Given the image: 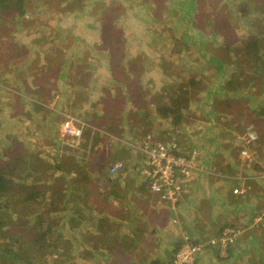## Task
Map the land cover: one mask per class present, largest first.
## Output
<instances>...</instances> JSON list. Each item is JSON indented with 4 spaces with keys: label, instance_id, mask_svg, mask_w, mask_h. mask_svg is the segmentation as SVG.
<instances>
[{
    "label": "rangeland",
    "instance_id": "1",
    "mask_svg": "<svg viewBox=\"0 0 264 264\" xmlns=\"http://www.w3.org/2000/svg\"><path fill=\"white\" fill-rule=\"evenodd\" d=\"M23 7L22 15L13 10L0 11V165L9 167L10 175L11 168L22 159L23 168H31V173L15 171L17 178L21 173L24 178L26 173L25 180L16 181L27 187L22 196L40 190L36 202L23 205L16 197L10 201L23 213L21 219L12 213V221L18 222L11 225L12 232L21 226L34 232L30 245L22 236L17 244L31 253L35 264L148 263V254L144 257L142 247L149 248L152 255L158 253L168 264H264V182L260 180L252 181L262 188L251 194V184L246 194L238 195L246 196V200H242L244 206L236 214L229 211L228 203H222L220 227L196 216L198 212L191 203L183 208L187 217H193L189 226L178 221V216L182 220L179 205L184 197L175 206L165 202L157 206L149 197L150 202L142 206L147 215L162 205V209L173 213L170 222L166 215L155 220L153 226L136 219L132 223L136 235L132 237L128 228L121 235L123 248L111 246L112 241L116 243V232L105 236V244L97 229L99 219L104 225L116 219H106L102 214L91 217L93 210L85 206L86 201L91 203L90 208L97 202L100 205L94 210L105 209L103 198L114 184L103 181L101 174L105 177L106 173L101 166L114 162L110 158L117 153L113 146L118 138L127 140L128 146L131 139L146 135L144 125L157 138L177 140L178 147L191 150L192 155L200 151L196 172L205 170L200 156L207 153V168L221 171L219 179H229L227 175H231L248 181L244 172L247 162L240 163V152L246 145L240 137L249 124L256 127L260 141L253 148L264 156V72L249 89L241 88L240 93L232 94L235 84L231 74L235 66L239 72L243 64L239 60L243 49L235 53L227 46L263 32L256 27L264 24V0H25ZM243 9H250V14H238ZM221 27L227 32L228 42L215 41ZM236 46L240 47H233ZM209 57L216 60L210 61ZM134 59L146 72L144 78H131L134 89H108L110 80L106 78L102 79L104 84H94L98 71L105 72L108 67L120 70L116 67L121 63L125 68L116 74L122 79L130 67L127 61ZM231 95L235 98L232 103ZM132 96L138 97V102H130ZM163 108L176 110L181 120L172 111L163 113ZM141 111L144 118L137 114ZM70 116L88 124L91 134L77 141L67 135L62 126ZM120 153L125 158L130 155ZM57 165L68 178H75L73 186L59 177ZM196 172L188 181L180 180L194 198L198 195L192 178ZM118 175L114 178L123 180L120 184L125 196L132 194L136 175ZM36 180L40 181L37 186ZM75 189L76 197L86 199L84 202L73 203ZM88 190L96 197L87 200ZM138 205H142L139 200L134 204L127 201L126 210ZM218 205L213 201L210 207ZM202 207L206 213L209 206ZM7 212L4 209L1 220H8ZM67 214L76 216L77 221L72 223ZM35 219L40 223L47 220L42 224L44 231L50 226L53 229L49 237H43V250L35 242L41 236ZM169 225L172 231H167ZM226 227L240 235L224 236ZM146 230L151 235H145ZM185 234L192 243L204 246L189 252L179 244L175 252L176 241Z\"/></svg>",
    "mask_w": 264,
    "mask_h": 264
},
{
    "label": "crops",
    "instance_id": "2",
    "mask_svg": "<svg viewBox=\"0 0 264 264\" xmlns=\"http://www.w3.org/2000/svg\"><path fill=\"white\" fill-rule=\"evenodd\" d=\"M127 62L130 65V67L126 68L124 71V74H125V76L123 77L124 79L119 78L118 75L116 74L117 72H121L120 70L125 68V67H123V63H121V65L119 67H116L120 70L110 69L108 67V70H106L105 72L101 73L98 71L96 73L98 75L95 76L96 80H95L94 84H98L99 82L103 83L102 79L106 78V79L110 80V82L108 81V83H107V84H110L108 86V89H119V90L120 89L121 90L134 89V88H132V86H130L131 84H133L131 82V78L137 77L139 79L140 75L142 78H144L146 76V72L144 70H142L143 67L140 65L138 59H134V61L128 60ZM138 65L140 66V69L137 68ZM235 71H238L237 66H235ZM104 75H106V77H104ZM235 77H236V75H234V79H235ZM235 87L238 89H241L236 84H235ZM238 89L237 90L231 89L230 91H232V92L234 91L232 94L240 93V91ZM130 94L131 93H129V92H125V95L129 96ZM137 98L135 96H132V99H129V100H130V102H132V101L138 102ZM230 98L235 99L234 97H232V95ZM137 114H140L141 117L143 116L142 118H144V116H145L144 111H141ZM139 124H136V125H139ZM137 131H139V129ZM140 132H142V130ZM136 133L138 134V132H136ZM131 141H133V142L127 146L125 143V142H127V140L123 141V140L118 138L116 145L113 146V147H117V149L113 150V152H115L117 150L116 151L117 153L114 154L115 156H113V158H110V161L112 162V160L113 161L121 160V161L126 162L127 168L124 171L119 172L118 173L119 175L117 174L120 178L132 177L131 176L132 174L134 176L136 175V177H135L136 179L134 178L132 180V182L134 183V185L132 186V188H133L132 194H127V196H125V193H124L125 188L122 187L120 184L123 180L118 179V178L115 179L114 177L116 175H112L111 173L108 172V168L110 165L105 164L106 167H103V164H102L101 167H103V169L106 173V176L105 177L102 176L101 178L104 179L103 181L106 184L108 182H111L114 184L112 190H110L111 192L106 193L107 197L103 198V202L105 203L106 207L104 210L97 212L94 209H96L100 205V203L98 205L97 202H94L93 204H95V207L90 208L91 203L89 201L85 202V206L88 207L89 210H93V212H91L89 214V216L93 217V216L102 214V215L106 216L105 218L111 219L112 221H113V218L116 219L112 223V225H114L113 231H111L112 230L111 229V230H108L107 233L109 235H112L113 232L117 233L116 234L117 240H115L116 243H114L113 241L111 243V246L112 245L117 246V248H119V247L123 248L124 247V246H122L123 240L121 239V237H122L121 235L125 234L127 232L126 231L127 228L129 230L131 229L129 232H131L132 237H134V235H136L135 234L136 226L132 225L133 222L135 224V222H137V220L141 219V220H143L144 223H146V221H147V222H149V224L151 226H153L155 224V220H157V219L161 220L162 215H166L168 223L170 222V218L173 216V213H171V210L170 209H162V207H164L162 205H160L161 207L156 208L154 210L153 214L150 212L149 215H147L146 211L142 207V206H144L145 202H150L149 197L153 198L154 203H156L157 206L159 205L158 202H162V201L158 197L159 195L154 193L150 189L147 180L142 176L141 172H138L139 168H141L142 164H143V156L135 147V146L139 145V142H138L139 140L131 139ZM120 150L123 152L130 153L129 157L125 158L123 153L118 154L120 152ZM205 154H207V153H205ZM205 154L201 153L202 157L200 156V160L202 159L200 164L202 165V167L205 168V170L201 169L200 171L196 172L194 174V176L192 177V178H195V188H196L195 190L198 192L197 197L194 198L195 196L189 191V189L187 188V185L185 184V189H186L187 193L189 192L190 194L188 193L186 196L184 195L183 196L184 199L181 201V203L179 205L180 206V213H182L180 216L182 217L181 219L183 221L180 220L179 216H178L179 220L178 219H176V220L182 222L186 227H188L190 221L193 220V217H191V216L187 217V214L183 211V208H186L188 203H191L192 209H195L198 212V214H196V216H202L204 218V221H207V222L210 221L216 227L220 222V221H218L219 216H220L219 209H220V207L224 208L223 204L225 202L229 204V205H227V207H228L229 211L232 213V215L236 214L237 211L239 210V208H241V206H244L242 200H246L245 199L246 196H238V195L234 194L233 190L236 187L241 188V187H244L245 185L251 186V184H252V189L250 191L251 194H252V192H254L255 189L257 190L258 188H262V187H259V186H261L259 183L252 181L253 180L252 177L254 176L255 168L252 166H249L248 163L246 164V170L244 171L248 175L246 177V178H249L248 181L244 182L242 180H239L238 176L236 178V177H231V175H227L228 177H230L229 179H219L221 171L214 172V171H210L207 168L210 166V164L206 163L207 157ZM240 163H242V164L244 163L242 158H241ZM95 164H97V163H95ZM100 171H98V172H100ZM227 176H225V177H227ZM241 178H242V176H241ZM188 179L189 178H185L183 180V182L188 181ZM73 181L75 183V179H73ZM245 183H247V184H245ZM85 186H87V182H86ZM75 188H77V187H75ZM186 191H185V193H186ZM220 192L223 194H221ZM87 193L88 194L90 193L87 200L96 197L95 194L93 193V191L88 190ZM73 195L75 197V204L82 202V201L84 202L86 200V199L81 200V198L76 197L77 196V189H75V194L73 193ZM127 197H130V198L128 199ZM137 200H139V203H141L142 205L135 206V207H133V209H130L127 211L126 210V202L132 201V203L134 204V203H136ZM213 201H215L219 205L217 207H210V204H212ZM87 202H88V204H87ZM203 204H207L209 206L206 213L202 207ZM76 208L78 209V206ZM181 209H182V211H181ZM208 214H211V215H208ZM147 217H148V219H147ZM235 219H239V218L235 217ZM235 219H233L232 222H235ZM210 222H208V223H210ZM108 224H110V223H108ZM210 226H212V225H210ZM217 227H220V225ZM229 227H226V228H229ZM97 229H98V226H97ZM173 229L174 228L171 225H169L167 228V231H170V230L172 231ZM102 232H103V236H102L103 239H101V242L106 244L105 237H104V230ZM144 233H145V235H147V234L151 235V233L147 230ZM180 242L181 241H178V240L176 241V243H175L176 248L179 246ZM94 245L95 244H93V247H94ZM107 245H110V242H107ZM103 247H106V246H103ZM161 248H163V246ZM141 250H142V253H144V257H145V253L148 254L146 256V259H148V263H150L156 259H162L161 256L157 255L158 253H155L154 255L150 254L149 248L142 247Z\"/></svg>",
    "mask_w": 264,
    "mask_h": 264
},
{
    "label": "trees",
    "instance_id": "3",
    "mask_svg": "<svg viewBox=\"0 0 264 264\" xmlns=\"http://www.w3.org/2000/svg\"><path fill=\"white\" fill-rule=\"evenodd\" d=\"M25 4V0H0V11L3 9L4 11L7 10H13L15 14L18 15H22L24 12V7L23 5ZM250 9H243L241 11H238V14H240L241 16H245L247 14H250ZM264 11V8L262 9V12ZM241 12V13H240ZM264 13V12H263ZM237 15V13H236ZM238 15L239 18H241V16ZM258 15H261V12L258 13ZM260 16L256 19L259 20ZM237 21V19H236ZM262 28H257L256 29H261L260 31L263 32H259L260 34H256V35H249L248 37L242 39L241 41H234L235 44H239L240 47L236 46H227V49H231L233 48L235 53H237L238 50H242L240 51L242 55H240V59L242 60L241 63H243L240 67H239V62L237 63L238 67H239V72L238 71H233L232 72V77L234 75H236L234 81L232 80V83L236 84L239 88H243L245 90L249 89L250 84H254L253 81H255L254 79L259 77V74H261L262 72H264V24H262ZM217 29V28H216ZM255 31V29H254ZM218 35L215 38L216 40H220L223 39V41L228 42V37H227V32L225 30V28H218L217 29ZM222 41V42H223ZM231 45V44H230ZM238 47V48H237ZM210 61L212 60H216V58L214 59L213 57H209ZM234 60V59H233ZM244 70V76H241V71ZM249 72L252 73V75L248 74ZM245 75H248L247 77H245ZM193 83H196L193 80ZM233 90L234 89H238L236 87H231ZM239 90V89H238ZM233 99L231 98V103H232ZM179 104V103H178ZM160 111V110H159ZM161 111L165 114H167L168 112H171L173 114H175L176 117H178V121L181 120V114L177 113L176 110H172L170 108L168 109H161ZM264 112H261V115H263ZM143 117V116H142ZM142 119V118H141ZM82 123V122H81ZM83 136L81 137L83 139V137H86L87 135H90L91 131L89 130V125L88 124H83ZM145 127V131H146V135L142 136V138L138 139L139 144L141 143V141L143 142L146 137L148 136H152L154 139L156 140H160L164 143H168V142H172L175 141V139H160L157 138L156 136H154L153 133L148 132L150 130V127L148 125H144ZM256 128V127H255ZM89 131V132H87ZM139 135V134H137ZM95 137V136H94ZM80 138V139H81ZM77 139L76 137H74V140H80ZM191 150H187L185 152H188ZM191 154V153H189ZM200 154V151H196V154H194V156H197ZM192 155V154H191ZM191 157V156H190ZM21 161L23 162L22 159H19V163L18 165H15L14 167H12L11 169V174L9 175L7 173V171L10 169L9 167L1 164L0 165V218L2 217V215H4V209H7L8 212L6 213V215H8V220H1L0 219V234H1V239L2 241H0V263L1 264H35V261L32 259V255L30 252H26L23 251V248L17 244V240L20 239V237L22 236L23 238L26 239V241H28V245H30L32 243V236H33V231L29 229H27V227L25 226H21L18 231H16L15 233L12 232V230L10 229L12 224L18 223V222H13L12 221V213H17V215L19 216V218H22L23 213L21 212L20 209H18L15 205V208H13L10 204V201L12 198H18L21 203H23V205L27 204L28 201H35L36 199H39V195H40V190L37 189L36 194H31L29 196H22V194L24 195L25 191L27 190V187L23 186L24 184H16L17 180H22V179H26V173L24 174V178H22V173L21 175L17 178L15 177V171L17 169H21L22 171H27L28 173H31V168H27L24 169L23 166L21 165ZM125 163V162H124ZM126 164V163H125ZM103 167H106V165H103ZM255 168V171H259L260 170V166L259 165H255L253 166ZM21 172V171H20ZM56 172H60V176L59 177H64V180L66 181V183L71 187L74 184L73 176L71 177H67L66 174H64V171L62 170V168L59 167V165H57L56 167ZM108 172L112 174V172L110 171V167L108 168ZM121 172V171H120ZM42 173V172H41ZM66 173V172H65ZM118 174V173H117ZM117 174H112V175H117ZM84 175V174H83ZM31 176V175H28ZM87 179H88V175H84ZM102 176H104L102 174ZM41 177V176H40ZM60 179V178H57ZM39 180V179H37ZM34 185H39L40 181H37ZM69 189V188H68ZM67 199H69L68 197H66ZM79 199V198H78ZM73 203H75V200H72ZM84 204V203H83ZM88 204V202H87ZM92 207H95V204H93ZM35 211V210H33ZM32 212H30L31 214ZM66 217L69 218L70 221H73L72 223H75V221H77L78 218H76V216L73 215H69L67 214ZM36 218V217H35ZM108 219V218H106ZM24 220V219H22ZM29 220V219H28ZM35 221L38 222V220L35 219ZM27 223V221H25ZM47 220H42V223L38 222L36 224H38L39 228H40V232H41V236L36 238L35 242H37L39 244V248L41 250H43V237H49L50 236V232L53 231L52 227H48L45 231L44 229H42V224L46 223ZM66 223V222H65ZM98 225V232H100L101 236H103V230H104V237L108 234L107 231L111 230L112 228H114V225L112 224H108V225H104L103 221L101 219H99L97 222ZM6 225H8V227H5ZM20 225H22V223H20ZM7 229V230H5ZM5 231V232H3ZM18 238H17V237ZM103 239V238H101ZM36 243V244H37ZM34 247L38 248V246L34 245ZM95 247V245H94ZM137 247L133 248V251L136 250ZM64 250V249H62ZM177 251V248L175 249V252ZM223 260H226V258H222ZM36 260V259H35ZM172 262V261H171ZM123 264V262H122ZM130 264H134V262H130ZM143 264H168V263H163L161 259H156L153 260L150 263H143Z\"/></svg>",
    "mask_w": 264,
    "mask_h": 264
},
{
    "label": "built area",
    "instance_id": "4",
    "mask_svg": "<svg viewBox=\"0 0 264 264\" xmlns=\"http://www.w3.org/2000/svg\"><path fill=\"white\" fill-rule=\"evenodd\" d=\"M83 124L79 120L70 116V119L63 123V128L67 135L80 139L83 136ZM245 142V147L240 152V157L245 160L249 166L259 165L260 170L254 174L252 179L264 182V156L258 155L254 148L260 141V134L253 125H248L245 132L240 137ZM177 140L164 143L154 139L152 136L146 139L136 149L143 156L142 167L139 168L142 176L147 180L150 189L161 196V201L175 206L179 203L186 189L183 186V180L189 178L192 173L198 170L199 164L197 157L185 152L186 149L179 148ZM252 146V147H251ZM191 156V157H190ZM112 174H117L126 169V164L117 160L110 164ZM182 180V182L180 181ZM250 190L249 186L241 188L236 187L233 192L236 195H244ZM235 230L225 228L224 236L235 234ZM236 233L235 236H239ZM204 244H194L188 234L181 238L179 248H185L189 252H196ZM185 257V256H184ZM187 258L185 257V261ZM177 264V263H176Z\"/></svg>",
    "mask_w": 264,
    "mask_h": 264
},
{
    "label": "clouds",
    "instance_id": "5",
    "mask_svg": "<svg viewBox=\"0 0 264 264\" xmlns=\"http://www.w3.org/2000/svg\"><path fill=\"white\" fill-rule=\"evenodd\" d=\"M124 162V161H123ZM126 168H127V166H126ZM124 171V170H123Z\"/></svg>",
    "mask_w": 264,
    "mask_h": 264
},
{
    "label": "flooded vegetation",
    "instance_id": "6",
    "mask_svg": "<svg viewBox=\"0 0 264 264\" xmlns=\"http://www.w3.org/2000/svg\"><path fill=\"white\" fill-rule=\"evenodd\" d=\"M117 161V160H116Z\"/></svg>",
    "mask_w": 264,
    "mask_h": 264
}]
</instances>
